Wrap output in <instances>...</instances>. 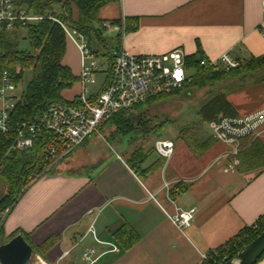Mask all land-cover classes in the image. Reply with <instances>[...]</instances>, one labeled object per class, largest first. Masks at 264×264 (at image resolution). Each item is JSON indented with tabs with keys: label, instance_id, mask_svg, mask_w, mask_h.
Returning <instances> with one entry per match:
<instances>
[{
	"label": "crops",
	"instance_id": "obj_1",
	"mask_svg": "<svg viewBox=\"0 0 264 264\" xmlns=\"http://www.w3.org/2000/svg\"><path fill=\"white\" fill-rule=\"evenodd\" d=\"M262 1L118 0L101 7L98 17L136 19V29L120 38L101 27V37L103 31L114 32L115 47L134 54L180 48L191 55L198 45L208 60L227 52L246 61L264 55ZM62 64L78 77L79 55L68 40ZM74 86L70 98L62 97L76 96L78 83ZM228 94L239 114L264 108V85ZM91 138L31 182L6 216L5 236L21 230L34 246L59 237L43 256L33 252L27 264H81L87 248L99 255L92 264H203V254L226 244L264 214V169L228 168L224 144L214 142L197 152L182 138H166L173 141V154L150 170L159 157L154 151L157 157L149 155L138 172L127 164L131 153L97 150L95 161L88 164L92 172L86 174L80 167L86 156L82 146ZM172 188L178 189L175 196L169 194ZM192 207L188 227L179 229L169 221L167 214L176 208ZM91 223L93 233L87 231ZM124 224L139 237L128 248L114 236ZM254 264H264V256Z\"/></svg>",
	"mask_w": 264,
	"mask_h": 264
},
{
	"label": "trees",
	"instance_id": "obj_2",
	"mask_svg": "<svg viewBox=\"0 0 264 264\" xmlns=\"http://www.w3.org/2000/svg\"><path fill=\"white\" fill-rule=\"evenodd\" d=\"M12 1L17 6L27 7L33 13L44 14L50 12L57 16L63 23L84 33L88 37L90 46L91 37L94 36L97 42L107 50L105 54L107 56L109 70L111 50L107 49V45L101 37L102 23L106 20H101L98 17V12L104 5L118 0ZM56 10L59 12L56 13ZM134 20L125 18L128 26L127 31L136 29V21ZM107 21L119 23L120 18ZM23 30L25 33L23 38L28 40L30 46V51L27 52L18 49L17 43L20 30L0 33V78L3 73H6L19 86L23 82L25 72L28 70L31 71L30 80L24 89L20 91L21 99L11 112L12 120L17 122H30L47 103L69 102L70 99L63 98L61 92L71 88L74 83H77L78 77L72 73L67 65L62 64L67 39L58 23L45 19L36 24L28 25ZM203 59L208 60L198 45L195 53L185 56L186 68L192 74L190 84L192 86L204 87L211 85L227 76L244 75L246 72L254 71L264 65V55L241 61L238 67L227 71L210 67L202 68L199 66V62ZM17 68H19L18 71H16ZM175 93L155 96L145 103L155 99L167 98ZM142 105L144 103L118 112L105 123L103 128L112 123L116 126V130L123 136L137 134L149 135L152 133L159 135L161 123L151 124V121L140 118L138 112H132L138 111L137 109ZM196 115L202 124H204L221 117H235L240 114L226 98L225 94L221 92L213 95L203 103L197 109ZM182 131L185 135L184 137L187 139L186 142L197 152H203L216 142L210 135L205 139H199L188 135L187 130ZM14 139L13 133H0V179L7 186V192L0 197V212L6 207L14 206L31 182L53 167V159L45 154L47 146L55 143L50 133H42L34 139L31 147L23 151L9 149ZM61 152L62 148H58L56 154L58 155ZM70 154L64 156V158ZM148 156L149 153L147 151H144L142 148H137L128 157L127 164L130 168L138 172V166ZM238 159L239 164L235 166V169L239 172L264 169V141L244 140L242 149L238 154ZM163 162L164 158L158 157L148 169L154 170L159 168L163 165ZM177 192V188H172L169 194L175 196ZM262 231H264V220L259 221L255 228L252 225L245 227L235 237L227 241L226 244L209 251L208 254L211 257L207 258L203 264H223ZM17 234L22 235L25 241L31 245L28 234L21 230H16L10 235L5 236L3 225L0 227V245ZM114 236L124 248L130 247L139 238L135 231L126 224L117 229ZM58 239L59 237L57 236H50L41 245H31L33 252L43 256L44 252L51 248ZM214 250L217 252L216 256H212Z\"/></svg>",
	"mask_w": 264,
	"mask_h": 264
},
{
	"label": "built area",
	"instance_id": "obj_3",
	"mask_svg": "<svg viewBox=\"0 0 264 264\" xmlns=\"http://www.w3.org/2000/svg\"><path fill=\"white\" fill-rule=\"evenodd\" d=\"M264 10V1H262ZM58 23L65 37L76 48L79 55L80 72L78 92L69 102H49L30 122L12 120L11 112L20 101L18 86L3 73L0 78V133H13L14 142L10 150L23 151L32 146L36 137L50 133L55 143L47 146L46 156L53 159V165L62 161L87 139L100 133L105 123L122 110L131 109L159 95H170L181 91L191 84V73L186 68L185 53L180 48L171 49L162 54H134L119 45L111 52L110 67L102 87L91 92L89 86L95 83L97 54L89 44L88 37L76 28L60 21L50 12L33 13L25 6H17L12 0H0V33L21 30L42 20ZM133 25V24H132ZM131 25V26H132ZM103 28L117 33L120 38L127 32L125 17L119 23L104 21ZM130 26V27H131ZM241 61L229 53H222L216 60H200L199 66L225 71L238 67ZM209 135L216 141L229 147L228 168L239 164L238 154L244 140L264 141V108L235 116L221 117L207 123ZM155 153L164 159L173 154L174 144L170 139L159 138L153 144ZM58 148H62L60 154ZM12 206L0 212V227ZM90 210L88 213L91 214ZM195 209L176 208L173 214H167L169 221L177 228L190 225ZM264 220V214L252 225ZM88 232L93 233L92 223ZM68 252H65V254ZM214 250L212 256H216ZM94 248H87L81 254V264H92L98 259ZM207 259L209 254H203Z\"/></svg>",
	"mask_w": 264,
	"mask_h": 264
},
{
	"label": "rangeland",
	"instance_id": "obj_4",
	"mask_svg": "<svg viewBox=\"0 0 264 264\" xmlns=\"http://www.w3.org/2000/svg\"><path fill=\"white\" fill-rule=\"evenodd\" d=\"M58 12L59 11L56 10V13ZM104 33L105 32L103 31V38L107 45V49L112 50L115 48V44L117 42L115 33ZM24 34V30L21 29L19 31L17 45L20 51L27 52L30 51V46L28 40L23 38ZM91 48L96 50L97 53L95 58L97 68L94 74L95 83L89 86V90L91 92H96L102 87L107 78L108 60L105 54L107 50L99 42H97L94 36L91 37ZM18 70L19 68L16 69V71ZM30 78L31 71L28 70L24 74L22 84L18 86L19 91L24 89ZM261 85H264V65L254 71L246 72L244 75L227 76L220 81L204 87L189 85L172 96L144 103V105L137 109L138 111L132 112H138L140 118L151 121V124L161 123V128L159 129L160 134L158 135L152 133L149 135L137 134L123 136L116 130V126L114 124H108L98 135L92 137L90 141L85 143L87 146H82V148L86 150V156L82 159V164L80 166L81 170H84L86 174H90L92 172V168L88 167V164L95 161V152L97 150L112 154L118 153L123 156V153L130 154L135 149L142 147L144 151L146 150L149 153V155L152 154L154 157H157L153 150V144L156 139L171 138L174 140L176 138H182L187 141L182 130H187V134L192 137L205 139V133L209 134V127L207 123L202 124L196 115L197 109L203 103L217 93L222 92L227 98V95H230L228 92L235 95L242 91H250L254 87H259ZM74 90L75 86L73 84L71 88L63 90L61 94L65 98H70L73 95ZM95 145L97 149H95ZM54 170L55 168L52 169V171ZM48 171L51 172V169ZM6 192L7 186L0 179V197Z\"/></svg>",
	"mask_w": 264,
	"mask_h": 264
},
{
	"label": "water",
	"instance_id": "obj_5",
	"mask_svg": "<svg viewBox=\"0 0 264 264\" xmlns=\"http://www.w3.org/2000/svg\"><path fill=\"white\" fill-rule=\"evenodd\" d=\"M33 249L22 235L17 234L0 245V264H27ZM264 254V231L245 244L223 264H254Z\"/></svg>",
	"mask_w": 264,
	"mask_h": 264
}]
</instances>
